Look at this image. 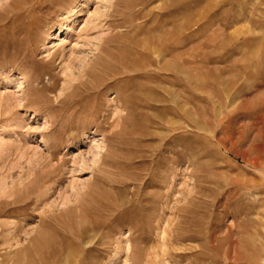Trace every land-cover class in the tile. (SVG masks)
<instances>
[{"label":"rangeland","instance_id":"1","mask_svg":"<svg viewBox=\"0 0 264 264\" xmlns=\"http://www.w3.org/2000/svg\"><path fill=\"white\" fill-rule=\"evenodd\" d=\"M0 264H264V0H0Z\"/></svg>","mask_w":264,"mask_h":264},{"label":"bare ground","instance_id":"2","mask_svg":"<svg viewBox=\"0 0 264 264\" xmlns=\"http://www.w3.org/2000/svg\"><path fill=\"white\" fill-rule=\"evenodd\" d=\"M183 39H184V38H183ZM152 43H154V42H152ZM141 46H142V45H141ZM144 47H145V45H144ZM174 47H175V46H174ZM141 49H142V48H141ZM157 51H158V49H157ZM140 54H141V53H140ZM141 56H142V55H141ZM146 56H147V55H146ZM142 57H143V56H142ZM144 57H145V56H144ZM148 60H149V59H148ZM148 60H147V61H148ZM144 61H145V60H144ZM133 68H134V67H133ZM138 70H139V69H138ZM89 138H92V136H90ZM31 254H32V253H31ZM31 254H30V255H31ZM2 260H3V259H2ZM26 260H27V259H26ZM26 262H27V261H26Z\"/></svg>","mask_w":264,"mask_h":264}]
</instances>
